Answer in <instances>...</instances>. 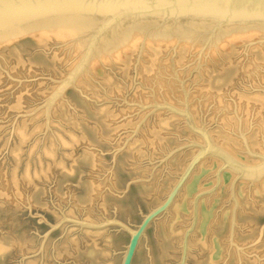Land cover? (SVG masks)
<instances>
[{"label":"rangeland","instance_id":"rangeland-1","mask_svg":"<svg viewBox=\"0 0 264 264\" xmlns=\"http://www.w3.org/2000/svg\"><path fill=\"white\" fill-rule=\"evenodd\" d=\"M29 37L0 47V247L4 249L0 264H105L108 253L114 264H122L130 236L118 228L93 230L70 223L57 226L65 215L94 224L116 218L137 227L144 215L164 201L197 149L171 154L199 137L189 130L183 118L168 111L153 113L152 106L168 103L184 109V86L197 123L209 130L218 129L212 105L204 103L199 95L207 90L202 87L200 77L207 66L204 46L195 49L181 67L172 64V55L166 61L169 66L161 73L160 85L156 80L144 81L138 75L142 51L130 66L127 62L115 66L111 65L113 62L107 63L111 67H103L106 76L103 74L99 79L87 76L83 82L90 79V83L82 85L79 79L84 72L74 83L66 81L84 50L75 48L71 41H51L44 47ZM211 55L209 62L215 58L213 61H217L210 62L211 66L214 64V78L233 68L220 55L219 63L215 53V58L211 59ZM237 56L236 65L243 60ZM263 62L258 63L264 65ZM123 69L127 72H122ZM261 73L264 75V70ZM104 76H108L111 84ZM230 76L237 81L222 89L229 93L231 104L238 101L239 92H264L256 87L257 77L256 81H249L235 73ZM103 109L112 111L113 117L108 118ZM170 115L180 121L174 123L170 133L163 132L166 141L153 146L145 144L146 140L152 141L149 132L158 117L166 120ZM252 125L253 121L251 128ZM23 126L31 137L20 146L16 131ZM235 133L237 129L232 134ZM63 142L69 146H62ZM130 144L134 146L132 150ZM137 147L144 155L139 154ZM46 151L52 155L46 157ZM137 153L143 157L139 158ZM182 158L180 169L178 161ZM26 173L31 174L32 182L27 181ZM234 174L231 184L213 196L218 203L209 239L214 237L224 245L220 264H264V198L252 197V183L242 186V197L243 180H239L237 206L231 193L237 178ZM165 217L152 225L133 264H169L162 247L165 229L162 223L169 215ZM191 218L186 221L184 231ZM191 255L189 264H207L208 254L202 248L197 247ZM180 258L181 251L177 264Z\"/></svg>","mask_w":264,"mask_h":264},{"label":"bare ground","instance_id":"bare-ground-1","mask_svg":"<svg viewBox=\"0 0 264 264\" xmlns=\"http://www.w3.org/2000/svg\"><path fill=\"white\" fill-rule=\"evenodd\" d=\"M99 15L104 16L105 18L109 16L105 14H63L33 20L1 31L0 47L10 44L13 41H17V39L20 37L30 36L36 40V43L43 45L44 47H47L51 41H71L73 42L72 44H74L75 48L82 51L84 50V47L87 43L86 40L88 41L100 22L98 21ZM162 22L164 21L161 19L132 21L130 25L125 26V28L117 27L111 30L109 34H106L100 38L99 44L97 45L96 51L94 53L92 50L95 48L96 44L93 46L92 50L90 51V54L91 52L93 53L91 58L92 60L87 71L84 72V75H81L82 77L80 76L81 80L79 79V82L81 83L82 81L83 85V79L87 76H90L94 79L101 78L103 74L105 75L103 67H106L112 62L113 64L111 65H123L127 62L126 64L130 66L129 64L133 62V58H136L139 52L142 51L143 55L141 56L142 58L140 59V65L138 66L137 70V73H139L138 75H140L144 81L156 80V82L160 85L162 83L161 73L165 67L169 66L166 64V61H168L173 55L172 64H174L175 67H181L187 60L189 61V57L195 49L201 48L208 41V34L206 33L217 26L216 23L212 21L192 20L191 22H187L186 20H177L165 22L164 24H162ZM159 24L164 25V27H154L158 26ZM219 29L220 31L217 32V34H215L212 39H210V45L206 50L205 65L207 66L203 67L204 71H200L201 73L199 72L200 77H202L201 79L203 80L201 83L204 82V84H202L204 86L202 87H204V90L207 89L204 92H199V95L201 96L200 98H202L204 103L212 105V117L217 118L219 124V126L217 125L218 129H206H208L214 144L229 157L249 166L259 164L260 162H258V160L256 161V159L254 160L248 155V150H252L253 152L254 150H259V153H264V92H251L247 89L248 91L239 92L236 95L238 101H235V104H231L228 100L230 95L226 90L222 89V86L237 81L230 76L231 73H235L244 77V80L247 78L249 81H256V77L259 78V86L256 87L261 90L264 89V87H261L264 81V75L261 73V71L264 70V65L258 63L261 62V60H264V25H231L224 26ZM141 46L142 50L140 49ZM212 52L215 53L216 56H214L217 57V59L220 55L222 59L226 60V62H224L227 63V66H233L232 69L234 70L230 68V70L226 69L220 73L221 75L214 78L212 76L214 64L211 66L210 62L212 61L213 63H216L217 61H213L216 58L213 57ZM83 53L84 52H82V54ZM252 53L254 57L251 59L249 56ZM209 55H211V59H215L209 62ZM237 55L243 60H241V62H239V64L237 63L236 65L237 61L234 57ZM219 60L221 59H218V63ZM244 61L245 63H243ZM235 65L236 67L234 68ZM128 68L130 69V67ZM125 69H123L122 72H125ZM214 72H217L215 71V68ZM106 78H108V76L104 78L105 81L108 80ZM85 80V83H87V81L90 83V79ZM108 83L111 84L110 79L108 80ZM215 85L217 86L214 87ZM102 112H105L104 114H106L108 118L113 117L112 111H109L108 109H103ZM158 116H160V113ZM177 120L180 121L179 118L173 115H170V118H166V120H164V118L160 120V117H158L157 123L155 124L156 126L153 127V129L149 132L152 141L150 142V140H146L148 142L146 143L145 141V144L153 146L155 143H162L163 140H165L163 139V132L171 131L174 128V123ZM252 121L255 124L252 125L253 128H251ZM195 122L199 127L202 128V125L199 122L197 123L196 120ZM23 127H18L19 129L16 131L18 141L21 144L20 146L25 145V143L31 137V132L29 133L28 130H26L25 127L23 129ZM140 129L141 127L137 129L136 132L139 133ZM236 129L237 133L233 135ZM70 133L68 136H70ZM65 137L67 136L65 135ZM74 137H72L73 139L71 138L72 141L74 140ZM59 139L61 138L59 137ZM195 139L199 143L203 142L200 138L195 137ZM136 142L134 141V143ZM63 145L65 147L69 146L68 142H63L62 146ZM132 146L133 145L130 144L129 149H131ZM156 146L158 145L156 144ZM137 149L138 147L136 150ZM133 151L135 150L133 149ZM45 153L46 157L47 154L49 155V153L52 155V153L48 151ZM139 154L144 155V151L142 153L141 149ZM139 154L137 155L139 158L143 157H140ZM183 160V158L179 159V166ZM219 166H221V162L215 158H209L201 163L185 186L176 203L167 214L169 215L170 220L166 219L165 223H162V225L165 226V229L162 232L164 238L162 247L165 249L163 251V255H165L167 258L165 259L169 262V264H177L181 251L183 235L186 231H184V225L186 221H189L190 217L192 216V201L194 196L197 192L205 190L207 188L206 186L211 184L213 185L215 183L213 176ZM181 168L182 166H180V169ZM253 172L254 174L249 176L250 178L248 180H243V182L240 184L241 196L243 197L244 195V185L252 183V197H256V199L264 198V167L258 169L256 172ZM26 174L27 176L25 177L29 179L27 181L32 182L31 174ZM234 176L235 174L232 172L223 175L222 185L217 193L220 190L228 187L229 183L232 181V179H234ZM34 177H36V175H34ZM16 182L17 180L15 183ZM213 196H210V198L207 197L208 199L204 198L200 203L199 226L190 241L191 252L189 254V258H191V254L193 253L194 249L200 247L208 254L206 260L207 264H220V261L222 260L221 258L224 256V245H222V243H220V241L214 237L209 239L210 223L213 217H216L215 210L218 203V198ZM3 251L4 249L0 247V254ZM99 256L97 255V257ZM106 256L105 264H114L113 260L110 258V254L108 253Z\"/></svg>","mask_w":264,"mask_h":264},{"label":"water","instance_id":"water-1","mask_svg":"<svg viewBox=\"0 0 264 264\" xmlns=\"http://www.w3.org/2000/svg\"><path fill=\"white\" fill-rule=\"evenodd\" d=\"M63 14L109 15L107 18L99 15L98 21L100 22L88 41L86 40L82 58L66 81V84H72L82 72L88 69L100 38L117 27L125 28L132 21H147L149 19H161L164 21L162 24L177 20L212 21L217 26L206 33L208 41L203 45L204 51H206L210 45V39L220 31L219 28L231 25H264V0H0V32L33 20ZM162 24L154 27H164ZM95 44L96 46L92 50ZM91 50L93 53L90 54ZM183 92L185 96L184 109L168 103L155 104L152 106L153 113L168 111L183 118L189 130L203 142L192 141L189 145L183 146L171 154L172 156L182 151L197 149L164 201L144 215L141 224L137 227H132L116 218L94 224L71 219L65 215L57 227L64 223L93 230L116 227L130 236V242L123 253L122 264H133L141 242L146 238L151 226L170 212L199 165L209 158H215L221 162V166L215 174V185L199 192L193 199L191 223L183 235L179 264H189L190 241L199 226L201 200L215 195L222 185L223 174L232 171L236 173L237 178L233 183L231 193L236 205L239 206L236 185L239 180H248L249 176L254 174L253 171L256 172L264 167V153L248 150L250 156L260 160V163L254 166L245 165L225 154L214 144L205 125L201 128L196 124L190 110L189 94L184 86Z\"/></svg>","mask_w":264,"mask_h":264},{"label":"flooded vegetation","instance_id":"flooded-vegetation-1","mask_svg":"<svg viewBox=\"0 0 264 264\" xmlns=\"http://www.w3.org/2000/svg\"><path fill=\"white\" fill-rule=\"evenodd\" d=\"M184 169H185V168H184ZM182 172H183V171H182ZM180 175H181V174H180ZM180 175H179V176H180ZM176 181H177V180H176ZM215 182H216V181H215ZM174 184H175V183H174ZM206 190H207V189H206ZM202 191H204V190H202ZM200 192H201V191H200ZM198 193H199V192H197L196 195H197ZM196 195H195V196H196ZM195 196H194V198H195ZM194 198H193V199H194ZM203 199H204V198H203ZM203 199H202V200H203ZM202 200H201V201H202ZM162 202H163V201H162ZM192 202H193V201H192ZM200 203H201V202H200ZM151 227H152V226H151ZM149 230H150V229H149Z\"/></svg>","mask_w":264,"mask_h":264}]
</instances>
